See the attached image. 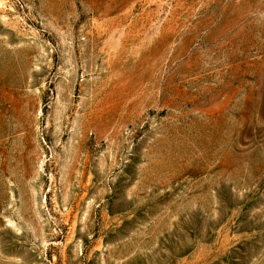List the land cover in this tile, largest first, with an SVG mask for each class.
Instances as JSON below:
<instances>
[{
    "label": "rangeland",
    "instance_id": "obj_1",
    "mask_svg": "<svg viewBox=\"0 0 264 264\" xmlns=\"http://www.w3.org/2000/svg\"><path fill=\"white\" fill-rule=\"evenodd\" d=\"M0 264H264V0H0Z\"/></svg>",
    "mask_w": 264,
    "mask_h": 264
},
{
    "label": "bare ground",
    "instance_id": "obj_2",
    "mask_svg": "<svg viewBox=\"0 0 264 264\" xmlns=\"http://www.w3.org/2000/svg\"><path fill=\"white\" fill-rule=\"evenodd\" d=\"M77 166H78L77 161L73 162V168H72V171H71V176L72 175L77 176L76 175L77 173L75 172V168H77Z\"/></svg>",
    "mask_w": 264,
    "mask_h": 264
}]
</instances>
